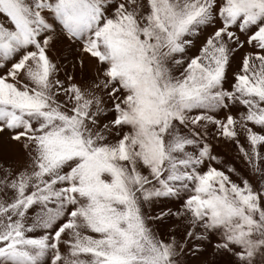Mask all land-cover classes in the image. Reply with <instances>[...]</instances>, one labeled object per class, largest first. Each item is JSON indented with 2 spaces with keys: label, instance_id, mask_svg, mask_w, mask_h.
<instances>
[{
  "label": "snow or ice",
  "instance_id": "obj_1",
  "mask_svg": "<svg viewBox=\"0 0 264 264\" xmlns=\"http://www.w3.org/2000/svg\"><path fill=\"white\" fill-rule=\"evenodd\" d=\"M0 264H264V0H0Z\"/></svg>",
  "mask_w": 264,
  "mask_h": 264
},
{
  "label": "rangeland",
  "instance_id": "obj_2",
  "mask_svg": "<svg viewBox=\"0 0 264 264\" xmlns=\"http://www.w3.org/2000/svg\"><path fill=\"white\" fill-rule=\"evenodd\" d=\"M235 67V66H234ZM241 139H243V137H241Z\"/></svg>",
  "mask_w": 264,
  "mask_h": 264
}]
</instances>
